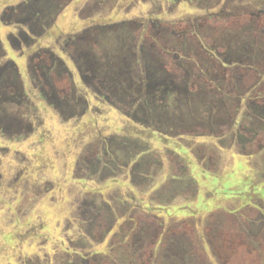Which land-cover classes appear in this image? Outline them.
<instances>
[{"label": "rangeland", "instance_id": "rangeland-1", "mask_svg": "<svg viewBox=\"0 0 264 264\" xmlns=\"http://www.w3.org/2000/svg\"><path fill=\"white\" fill-rule=\"evenodd\" d=\"M206 6L0 0V264H206L195 246L224 239L227 209L238 237L256 225L240 203L264 190L252 172L264 157H243L223 82L198 56L215 38L195 39ZM147 20L141 35L134 25ZM216 37L244 59V42ZM242 116L264 133L263 111Z\"/></svg>", "mask_w": 264, "mask_h": 264}, {"label": "flooded vegetation", "instance_id": "flooded-vegetation-1", "mask_svg": "<svg viewBox=\"0 0 264 264\" xmlns=\"http://www.w3.org/2000/svg\"><path fill=\"white\" fill-rule=\"evenodd\" d=\"M202 1H205L207 6L204 8L205 13L197 15L195 18V30H197L198 36L195 39L198 44H201V37L206 31L209 39H212L213 36L215 38L210 47L200 46V55L198 56L210 62L209 66L214 76L223 82V86L217 92L222 91L220 95L227 99L224 115L228 125L235 129L236 137L246 142L242 153L243 157L251 156V154L264 157V133L244 128L242 116L243 107L255 108L264 112V0H246L244 3L229 7L223 5L217 9V13L209 12L208 8L219 0ZM180 23L176 25L185 31L183 23ZM150 25H153V22L147 20L135 23L134 27H138L139 30H142L140 34L145 35ZM217 30L220 33L215 32ZM202 31L204 32L202 33ZM216 35H221L222 39L227 38L235 43L244 42L247 49L246 52L243 50L244 59L238 63L232 61L230 54L224 53L218 48L220 45H218L219 40ZM209 42L210 40L205 43ZM251 141L258 143L256 148L248 150L247 145L250 146L249 142ZM252 151L254 152L252 153ZM245 168L244 166L241 169ZM252 172L259 174L261 176L259 180L264 182V165L261 170ZM251 193L258 194L259 199L247 200L249 191L243 193L246 200L240 203V209L246 207L245 211L247 210V212H241L239 217L243 223L245 219L256 225L251 226L248 224L249 222H245V225L242 223L244 226V230L241 228L243 235L238 237L233 233L236 210L227 209V214L223 216L228 220L224 239L213 236V245H194L201 254L207 253L208 263L206 264H238V260H244L243 253L251 259V264H254V260L259 259L258 254L261 255L264 244V190L254 192V188H252ZM257 202L259 208L255 209L251 205H255ZM236 245L242 248L243 253L237 252ZM196 257L201 259L199 256ZM200 263L202 262L200 261ZM203 263H205L204 257Z\"/></svg>", "mask_w": 264, "mask_h": 264}, {"label": "crops", "instance_id": "crops-1", "mask_svg": "<svg viewBox=\"0 0 264 264\" xmlns=\"http://www.w3.org/2000/svg\"><path fill=\"white\" fill-rule=\"evenodd\" d=\"M201 177L203 178V180H205V181H201V182H206V181L209 180V179H207V178H208V177H211V176L201 174ZM199 181H200V180H197L198 184H199ZM197 201H198V200H197ZM190 216H191V218H192L193 215H191V214H186V217H190Z\"/></svg>", "mask_w": 264, "mask_h": 264}]
</instances>
